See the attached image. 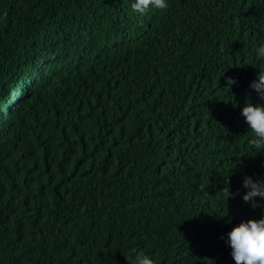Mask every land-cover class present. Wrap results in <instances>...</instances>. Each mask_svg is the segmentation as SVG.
<instances>
[{
  "label": "trees",
  "instance_id": "16d2710c",
  "mask_svg": "<svg viewBox=\"0 0 264 264\" xmlns=\"http://www.w3.org/2000/svg\"><path fill=\"white\" fill-rule=\"evenodd\" d=\"M134 2L0 0V264H236L264 216V0Z\"/></svg>",
  "mask_w": 264,
  "mask_h": 264
},
{
  "label": "clouds",
  "instance_id": "9594fccd",
  "mask_svg": "<svg viewBox=\"0 0 264 264\" xmlns=\"http://www.w3.org/2000/svg\"><path fill=\"white\" fill-rule=\"evenodd\" d=\"M168 7L167 0H135L132 4L133 11L140 14L146 13L150 8L164 11ZM256 56L264 60V44L256 48ZM236 83L235 78L229 77L226 86L231 87ZM250 87L261 99H264V70L257 73V79L250 83ZM240 114L252 133L250 144L258 150H264V105H253L248 102ZM243 187L248 189L243 195V200L251 202L253 207L257 205L256 197L264 199V180H253L252 177L246 176ZM221 192L226 199L234 195L228 187ZM226 243L231 248V256L236 264H264V216L259 219H248L234 226L227 233ZM126 259L129 264H155V261L143 251L138 252L134 257L126 256Z\"/></svg>",
  "mask_w": 264,
  "mask_h": 264
},
{
  "label": "rangeland",
  "instance_id": "374dc122",
  "mask_svg": "<svg viewBox=\"0 0 264 264\" xmlns=\"http://www.w3.org/2000/svg\"><path fill=\"white\" fill-rule=\"evenodd\" d=\"M13 47V46H12ZM12 47H2L0 51V67H2L3 63L5 62V57L8 55ZM16 47V46H15ZM14 47V49H15Z\"/></svg>",
  "mask_w": 264,
  "mask_h": 264
}]
</instances>
